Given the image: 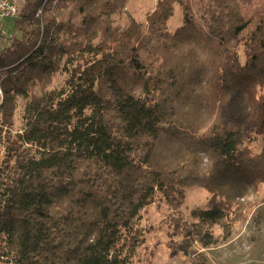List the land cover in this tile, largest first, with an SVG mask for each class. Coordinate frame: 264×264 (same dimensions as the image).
<instances>
[{"label": "trees", "instance_id": "trees-1", "mask_svg": "<svg viewBox=\"0 0 264 264\" xmlns=\"http://www.w3.org/2000/svg\"><path fill=\"white\" fill-rule=\"evenodd\" d=\"M43 1L0 50V264H132L156 194L170 236L225 242L264 183V0Z\"/></svg>", "mask_w": 264, "mask_h": 264}, {"label": "rangeland", "instance_id": "rangeland-1", "mask_svg": "<svg viewBox=\"0 0 264 264\" xmlns=\"http://www.w3.org/2000/svg\"><path fill=\"white\" fill-rule=\"evenodd\" d=\"M155 4L156 0H128L126 12L137 21L143 22ZM13 23L12 19L4 22V28L0 31V50L17 35L14 33ZM181 23V9L176 5L173 15L168 20V28L173 31ZM62 78L61 75H57L55 84L60 85ZM1 97L0 90V100ZM21 105L20 103L15 118L14 131L22 126ZM254 133H257V129H254ZM1 157L0 145V159ZM207 196L208 193L203 188L188 187L181 207L182 216L190 221L191 218L188 216L190 211L196 207H205ZM240 202H243L240 209L243 211L238 214V219L233 224L231 236L216 246L203 247L192 238L169 235L174 232L171 225H166L169 207L160 195L156 194L154 201L141 211L140 223L146 229L145 241L137 250L132 264H264V183ZM213 231L218 234L221 230L215 227ZM185 241L189 245L187 253L176 249Z\"/></svg>", "mask_w": 264, "mask_h": 264}, {"label": "built area", "instance_id": "built-area-1", "mask_svg": "<svg viewBox=\"0 0 264 264\" xmlns=\"http://www.w3.org/2000/svg\"><path fill=\"white\" fill-rule=\"evenodd\" d=\"M57 0H54L56 2ZM22 0H0V31L4 28V22L8 19L17 20L20 17V3ZM47 0H44L38 10L42 14L43 7Z\"/></svg>", "mask_w": 264, "mask_h": 264}]
</instances>
